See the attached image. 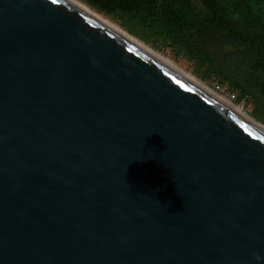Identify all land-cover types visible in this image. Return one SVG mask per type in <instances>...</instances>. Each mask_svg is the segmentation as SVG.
<instances>
[{
  "label": "water",
  "instance_id": "1",
  "mask_svg": "<svg viewBox=\"0 0 264 264\" xmlns=\"http://www.w3.org/2000/svg\"><path fill=\"white\" fill-rule=\"evenodd\" d=\"M0 264H264V131L69 0H0Z\"/></svg>",
  "mask_w": 264,
  "mask_h": 264
},
{
  "label": "trees",
  "instance_id": "2",
  "mask_svg": "<svg viewBox=\"0 0 264 264\" xmlns=\"http://www.w3.org/2000/svg\"><path fill=\"white\" fill-rule=\"evenodd\" d=\"M133 20L264 112V0H85ZM264 122V113L255 114Z\"/></svg>",
  "mask_w": 264,
  "mask_h": 264
},
{
  "label": "rangeland",
  "instance_id": "3",
  "mask_svg": "<svg viewBox=\"0 0 264 264\" xmlns=\"http://www.w3.org/2000/svg\"><path fill=\"white\" fill-rule=\"evenodd\" d=\"M81 1L89 5L85 0ZM89 6L97 12L101 13L104 17L116 23L118 26H120L130 34H132L134 37H136L145 45H147L151 50L169 59L171 62L175 63L180 68L194 76L202 84L209 86L212 90L218 92L231 102L240 106L255 120L264 125V122L255 115L263 114L264 112L262 109L256 111V104L252 101L250 97L242 95L239 92L237 93V91L230 87L227 82H220L218 80V76L211 73L210 70H202L196 68L192 60L188 59L184 55L177 53L170 46L165 45L163 42L154 39L145 29L138 26L137 23L133 20L115 14H107L98 11L91 5Z\"/></svg>",
  "mask_w": 264,
  "mask_h": 264
},
{
  "label": "bare ground",
  "instance_id": "4",
  "mask_svg": "<svg viewBox=\"0 0 264 264\" xmlns=\"http://www.w3.org/2000/svg\"><path fill=\"white\" fill-rule=\"evenodd\" d=\"M69 1L72 2L73 4H75L76 6H78L79 8H81L82 10L86 11L87 13H89L90 15H92L93 17H95L96 19H98L99 21H101L102 23H104L105 25H107L108 27H110L111 29H113L114 31L119 33L120 35H122L123 37L127 38L131 42H133L136 45H138L139 47L143 48L144 50L149 52L151 55H153L155 58H157L159 61H161L163 64H165L166 66H168L169 68H171L172 70H174L175 72H177L178 74H180L181 76H183L184 78L189 80L190 82L194 83L198 87L202 88L203 90H205L209 94L213 95L214 97H216L217 99H219L220 101H222L223 103L228 105L230 108H232L233 110L238 112L240 115H242L247 120H249L254 125H256L261 130L264 131V125L261 124L260 122H258L257 120H255L251 115H249L247 112H245L240 106H238L235 103L231 102L230 100H228L227 98H225L224 96L219 94L218 92L212 90L209 86L202 84L194 76H192L191 74H189L188 72H186L185 70L180 68L175 63L171 62L169 59H167L164 56L158 54L157 52L151 50L147 45H145L139 39H137L132 34L127 32L126 30H124L120 26H118L116 23H114L111 20H109L108 18L104 17L101 13H99L96 10L92 9L86 3L82 2L81 0H69Z\"/></svg>",
  "mask_w": 264,
  "mask_h": 264
},
{
  "label": "clouds",
  "instance_id": "5",
  "mask_svg": "<svg viewBox=\"0 0 264 264\" xmlns=\"http://www.w3.org/2000/svg\"><path fill=\"white\" fill-rule=\"evenodd\" d=\"M256 259H257V260H259V259H260L259 255H257V256H256Z\"/></svg>",
  "mask_w": 264,
  "mask_h": 264
}]
</instances>
